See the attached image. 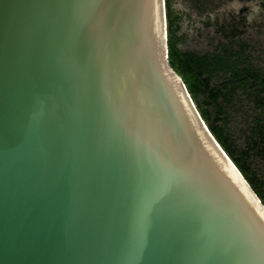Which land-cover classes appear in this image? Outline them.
I'll use <instances>...</instances> for the list:
<instances>
[{
    "label": "water",
    "instance_id": "obj_1",
    "mask_svg": "<svg viewBox=\"0 0 264 264\" xmlns=\"http://www.w3.org/2000/svg\"><path fill=\"white\" fill-rule=\"evenodd\" d=\"M0 264H264L165 0H0Z\"/></svg>",
    "mask_w": 264,
    "mask_h": 264
},
{
    "label": "trees",
    "instance_id": "obj_2",
    "mask_svg": "<svg viewBox=\"0 0 264 264\" xmlns=\"http://www.w3.org/2000/svg\"><path fill=\"white\" fill-rule=\"evenodd\" d=\"M205 13L219 0H188ZM168 61L181 76L209 130L264 203V67L255 59L243 17L217 22L212 50L181 47L182 11L165 0Z\"/></svg>",
    "mask_w": 264,
    "mask_h": 264
},
{
    "label": "rangeland",
    "instance_id": "obj_3",
    "mask_svg": "<svg viewBox=\"0 0 264 264\" xmlns=\"http://www.w3.org/2000/svg\"><path fill=\"white\" fill-rule=\"evenodd\" d=\"M171 5L182 11L181 33L184 41L181 47L186 49H214L220 39L217 22L232 15L243 17L245 32L242 37L252 49L256 61L264 67V0H219L206 14L192 9L188 0H171Z\"/></svg>",
    "mask_w": 264,
    "mask_h": 264
},
{
    "label": "flooded vegetation",
    "instance_id": "obj_4",
    "mask_svg": "<svg viewBox=\"0 0 264 264\" xmlns=\"http://www.w3.org/2000/svg\"><path fill=\"white\" fill-rule=\"evenodd\" d=\"M247 1V0H246ZM239 16H241V15H239Z\"/></svg>",
    "mask_w": 264,
    "mask_h": 264
}]
</instances>
